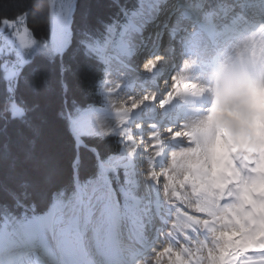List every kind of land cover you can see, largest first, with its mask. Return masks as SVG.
<instances>
[{"label":"bare ground","instance_id":"1","mask_svg":"<svg viewBox=\"0 0 264 264\" xmlns=\"http://www.w3.org/2000/svg\"><path fill=\"white\" fill-rule=\"evenodd\" d=\"M140 1V10L132 15L133 22L131 19L132 23H130L132 25L125 29L126 41L122 45L124 51H109L104 55L106 62L111 66V72L104 86L105 91L110 92L111 111L97 117L91 131L75 126L74 131L81 138L80 135L87 131L110 134L114 130L128 127L127 131L136 136V144L142 147L143 155H145L140 165L147 173L145 176L141 175L146 193L143 195L144 198L149 197L145 181L147 176L151 178V185L157 192L165 175L178 183L176 175L185 173L186 178L189 171L191 178L201 182H199L201 198H203L201 201L205 204L210 205L209 201L213 196L211 197L209 192L214 189H217L218 199L223 194L227 195L228 200L233 197L236 199L232 204H221L220 212L216 213L214 209L211 219L202 218L206 216H195L194 210L190 208L191 205H184V211L180 209L177 214L170 208L162 215L157 213L155 216L157 218L154 220H158L155 226L157 227L155 236L158 237L155 242L158 240V243L156 247L150 249L151 254L149 253L150 256L146 258L150 259L142 260L141 264H238L254 260L258 257L255 256L258 253L259 257L264 258V141L257 139L252 129V91L264 88V66L261 67L259 63H256L258 60L264 61V37L262 38L264 30L259 29L242 40L233 41L231 37L224 41L221 39L215 45L212 36L201 29H194L184 40V50L180 49L183 41L167 43V51L178 49L174 55L172 53L170 56L164 55L161 58L149 53L144 58L140 57L141 55L134 58L133 53L136 47L147 35L146 27L150 9L158 3V0H152V3L149 0ZM167 1L163 6L171 0ZM179 1L181 0H175L173 3ZM256 8L259 7L256 6ZM54 19V28L61 39L57 44L61 50H64L66 44L58 30L55 16ZM160 36L158 34L154 40L160 41ZM261 38L257 46V41ZM253 46H257L258 51ZM180 58H182L181 62H178L171 70L170 76L160 81L157 78L159 71L165 69V65L169 63L174 64ZM216 60L220 68L217 76L214 77V70H210L209 65ZM238 63L242 66L235 68ZM180 66H183L182 71L178 70ZM239 70L241 72H237ZM231 78L235 80L231 81ZM237 80L240 81L237 82ZM232 83L239 86L229 91ZM191 86L192 89H190ZM188 92L197 95H190ZM209 101L214 103V109L210 108L206 115L208 108H205ZM174 108L176 114L172 116L170 114ZM179 110L181 111L177 113ZM200 110L201 114L205 115H197ZM182 113L184 116L180 117ZM156 114H160L159 118L162 117V120L165 118V121H147ZM215 118L220 122V125L216 123L221 127L219 131L213 126ZM173 121L180 123V132L175 131ZM218 134L221 139L216 138ZM199 135L201 138L197 139ZM178 141L181 142L180 145H177ZM161 142L169 148V157L167 156L166 162L161 156ZM237 154L243 158L239 166L235 164ZM194 170L196 172L193 173ZM160 173L162 175H159ZM246 173L247 177H245ZM53 205L49 212L55 211V221L59 223L62 231L70 227L73 218L79 215V209L82 210L79 198L75 202L71 218L66 220L67 207L58 202ZM247 205H252L253 211L247 212L245 209ZM215 206L219 208L218 205ZM51 215L49 214L46 219ZM174 222H180L182 225L188 223L191 226L201 223L203 227L201 231L198 230L201 238L200 246L192 247L186 243V240L169 243L167 233L171 231L169 225ZM126 225L123 215L115 219L113 236L117 252L123 251L122 230ZM183 226L188 229L186 224ZM205 230L208 233L207 237L202 236ZM75 235L79 241L81 239L86 244L93 239L91 228L84 231L79 228L78 234L72 236ZM63 236L69 243L72 241L71 234ZM195 236L196 234L193 235L194 240ZM151 238L149 237L153 241ZM72 245L74 248L73 243ZM133 245L134 248L131 251L139 249L142 253H148L146 249H143L149 246L147 238L143 241L137 240ZM169 245L174 248L172 252L168 250ZM129 247L126 251H129ZM183 248L188 250L187 255L182 253ZM172 254L174 260L171 259L173 256L165 257ZM104 263L107 264L106 261ZM111 264L115 263L112 261Z\"/></svg>","mask_w":264,"mask_h":264},{"label":"trees","instance_id":"2","mask_svg":"<svg viewBox=\"0 0 264 264\" xmlns=\"http://www.w3.org/2000/svg\"><path fill=\"white\" fill-rule=\"evenodd\" d=\"M40 1L0 0V221L8 216L15 226L46 211L58 198L73 199L77 151L66 108L77 119L88 108L108 107L101 88L109 67L98 57L96 43L105 42L110 27L126 23L139 5V0H78L72 43L63 61L38 54L12 77L7 65L16 59L17 36L24 28L35 35L39 32L29 11ZM4 21L16 25L4 26ZM42 21L48 36L47 10ZM49 41L43 39L46 44ZM15 108L20 114L14 113ZM120 153L116 134L85 138L81 184L96 179L100 164ZM124 173L120 169L119 177L126 184ZM12 232L18 235L16 229Z\"/></svg>","mask_w":264,"mask_h":264},{"label":"rangeland","instance_id":"3","mask_svg":"<svg viewBox=\"0 0 264 264\" xmlns=\"http://www.w3.org/2000/svg\"><path fill=\"white\" fill-rule=\"evenodd\" d=\"M77 1L78 0H43V1L37 2V5L33 6L32 10H30V11H31V15L33 14L34 27H36L37 30H39V32H36V35H35L33 32L30 31V29L24 28L23 33L21 35L17 36V45L15 47V52H16V56H15L16 59L15 60H18V64L20 67L17 70L12 68L16 64V61L14 59H13L14 64H12L13 63L12 62L11 64L7 65V68H8L12 77L13 76L15 77L18 74H20L22 71L21 66L29 63L38 54H45V55L52 56V57L58 56V50H57L54 42H52L51 37L49 36V33H48V36H44V33H43L44 30L42 29L45 26V32L47 30V26L45 25L46 23H44L42 21L43 15L46 16V10H47L46 7L49 8L50 5L52 6V4H53L54 15H55L56 22L58 25V30L61 33V36L64 40V43L66 45H68L70 43L71 36H72L73 14H74V11L76 9ZM150 1L152 3V0H149V2ZM166 2H168V1H166ZM155 5H156V3L153 6H155ZM131 19L133 22V16ZM131 25L132 24H130V26ZM127 28H128V26H127ZM111 30L115 31V28H114V30H113V28H111ZM122 32L123 33L120 37L121 39L119 41L114 40V43H116V42L119 43L118 44L119 49H121L120 48L121 44H123L126 41V39H125L126 38L125 37V28H124V30H122ZM113 35H114V32H113ZM113 35H111V37L106 42V44H105L106 48H108V45H110V43H112V40L114 39ZM46 37L48 40L50 39L48 44L43 42V39ZM258 45H259V43H258ZM122 49H123V46H122ZM255 50L257 51L258 47ZM123 51H124V49H123ZM189 65H191V64H189ZM192 65H193V63H192ZM182 69H183V66H180V68H178L179 71H182ZM192 81L193 80H191V82ZM192 88L193 87L191 86L190 89H192ZM105 90L106 89L103 87L101 92L105 93L107 95L108 99L110 100V93H107L108 91H105ZM234 97H237V96H234ZM235 101H236L235 103L238 102L236 98H235ZM111 105L112 104L109 105L108 110L104 111L105 113L89 114V115L75 121L74 126L76 128L80 127L82 129H85V130L89 129L91 131L96 124L97 117H99L101 114L104 115L106 113H109L111 111V108H112ZM207 108L208 107H206L205 109H207ZM212 109H214V106L211 107V110ZM14 113L16 115L20 114V109L15 108ZM217 122L220 125L219 120H217L215 118L214 127H216V129L219 130V128H218L219 125L216 124ZM175 128H176L175 129L176 132L181 131L180 130L181 126L177 125V126H175ZM127 129L124 128L122 131H118L117 133L119 135L129 134V136L134 138L133 134H130L127 131ZM114 131H116V130H114ZM108 134L104 133V132H102V133L96 132L95 133V132H88L87 131V132L81 134L80 137H81L82 143L84 144L85 138L92 137L95 135L107 136ZM112 134H114V133L112 132ZM218 135L216 138L221 139V137ZM72 137L76 141V139L74 137V133H72ZM130 150H131V152H130ZM133 150H134L133 147L131 148V147L127 146L125 149V153L122 156H119V157L112 159L109 163L102 164V165L100 164L101 165L100 175L94 181H91L86 187H83V189H82V202H83V204H82V210L80 212L79 218L77 219V226H76L77 228H75L73 226L74 223L70 226V229H71L70 231H72V232H70V234H71L70 238L72 239L71 242L74 244V249L76 250L75 252L81 258L82 262H84V261L89 262L90 260H95V259H96V261H100L101 257L102 258L112 257V252H113V243H112L113 234H112V231H113L114 223H115V218H114L115 209H113V208H116L117 204L121 208L122 214H124L123 217L126 218L125 222L127 225H126V227H123L124 229L122 230V237H123L122 246L124 248L127 247L125 249H128V247L130 245H131L130 247L134 246L133 244L135 243V241H137V240L143 241L145 238H149L153 234V232H150L151 229L153 230V228H152L153 224L150 220H148L147 216L152 215L153 198H154L155 189L151 185V178L149 176H147V178L145 180L147 183V186H148L147 191H148L149 197L144 199V202L149 203V205L145 204L144 205L145 208H142L143 207L142 206L141 211L136 210L135 212H130L129 208H127L125 205H122L120 203V201H118V199H119L118 198V195H119L118 192L119 191L122 193L124 198L128 197L127 192L124 190V188L120 182V179H119V167L123 166L125 164V162L129 158V156L132 155L131 153L133 152ZM181 167H183V166H181ZM174 170H175V168H174ZM194 172H196V171L194 170L193 173ZM188 173H189V175H187L186 178H185V173L176 175L178 178L177 182L179 180L178 183H175L174 181H172L170 179V176H168V175L164 176L163 175L164 178L162 177L161 186L159 188L160 191L161 190L163 191L164 196H165L163 199L164 201L162 204V208H164V207H166L167 209L170 208L175 214H177L180 209H182L184 211V205L185 206L191 205L190 208H192V210H194L193 211L194 215L197 217L206 216V218H207V217H209V214H210V216L213 215L214 211L217 212V210H219V208H217L215 205H218V207L220 206L219 199L217 198V195H216L217 189L216 190L214 189V191L210 190L209 193L211 194V197L213 196L212 197L213 199L212 198L210 199V201H209L210 205H208V203L205 204V202L201 201L202 200L201 199V192H200L201 191V185H199L201 182L196 180L195 178H191L192 177L191 173L189 171H188ZM143 174L145 176L147 173L145 172V173H142V175ZM114 181H117V187L118 188L115 187ZM142 191L144 192V189L142 190V188L141 189L137 188L138 193L143 194ZM198 195L200 196V198L195 199V197ZM59 201H61L63 203L62 205H65L67 207L66 208V220H67L69 218L68 216H70L72 214L71 212H73V210H74L76 199L70 200V201H64V199L61 198V199H59ZM56 205H53V206H56ZM201 206L204 207L203 208L204 210L202 209ZM148 207H150V208L147 209ZM117 208H118V206H117ZM67 209L68 210L70 209V210L68 211ZM54 213H55V211L52 210V213H50V214L53 215ZM47 219H49V218H47ZM56 223H57V221L55 223H53V225H52V220H49V221L42 222V225L45 228L47 235L49 236L50 242H48L49 245L47 244L49 251H51L49 253L53 257L57 258V257H62V255H64V254L67 255V254L71 253V249H70L69 244L67 243L68 241H66V239L62 235V230H60L61 229V228H59L60 225H58L59 223H57V224ZM176 223H178V224H176ZM180 224H181V226H180ZM185 224L187 225L186 227H188V229L183 226ZM185 224L182 225V223H180V222H174L172 225H169V226H171V228H170L171 231L169 233L171 235V237L173 236V233H176L179 237H184L185 232L190 231V229L192 230V232L194 231L195 228H197L199 231L201 230L200 229L201 223L198 225L195 224L196 227L195 228L193 227L194 229H192V226L189 225L188 223H185ZM1 225H2V227H1L0 233L2 234V236L4 238L12 237V235L10 233V227H11L12 223L8 219H6L2 222ZM27 225L29 226V224H27ZM30 227H32L33 231H35L34 225L30 224ZM72 227H73V229H72ZM198 227H200V228H198ZM79 228L82 229V231L89 229V228L92 229L93 239L92 240L90 239L87 242V244L89 246H86L87 245L86 242L85 241L82 242L81 239H80V241L82 243H80V241H79V239H77L76 235L72 236L74 234H78ZM148 228L150 229L149 231L147 230ZM154 230H156V229L154 228ZM173 230L176 232H174ZM171 232H173V233H171ZM136 233L138 236L136 235ZM70 234H69V236H70ZM132 234H133V236H132ZM2 236H0L1 240H2V238H1ZM62 236H63V238H62ZM138 237H140L141 240ZM4 238H3V240H4ZM124 239H126V240H124ZM73 240H75V242ZM71 242H70V244H72ZM124 243H126V244H124ZM127 243H129V244H127ZM84 244L86 247L84 246ZM135 245L137 246L138 244H135ZM130 247H129V252H131V253H137L138 252V250L137 251H135V250L131 251L134 247H132V248H130ZM172 248L173 247L168 248L169 252L173 251L174 248L173 249ZM168 250H167V252H168ZM149 253L150 252L145 254L146 255L145 259L148 256H150V255H148ZM165 257H167V258L172 257L171 259L174 260L173 254L171 256L167 255ZM167 258H165V259H167ZM177 258L179 259L178 256H177ZM149 259H146V260L148 261ZM142 260H144V259H141V261ZM175 260H176V257H175Z\"/></svg>","mask_w":264,"mask_h":264},{"label":"clouds","instance_id":"4","mask_svg":"<svg viewBox=\"0 0 264 264\" xmlns=\"http://www.w3.org/2000/svg\"><path fill=\"white\" fill-rule=\"evenodd\" d=\"M252 129L254 136L264 141V88L252 91Z\"/></svg>","mask_w":264,"mask_h":264},{"label":"water","instance_id":"5","mask_svg":"<svg viewBox=\"0 0 264 264\" xmlns=\"http://www.w3.org/2000/svg\"><path fill=\"white\" fill-rule=\"evenodd\" d=\"M52 9H53V4H52V6L50 7V10H51V14H50V17H49V20H50V23H49V25H50V32H51V35H52V38H53V41H54V43H55V45H56V47L58 48V50L61 52V55L64 53V55H65V53L67 52V50H66V52H65V50H61V48L58 46V44H57V42H59V41H61V39H60V34L56 31V29L54 28V26H55V19H54V16H53V13H52ZM31 11H29V13H30ZM5 26H12V27H15V25L16 24H13V23H11V22H9V21H4V23H3ZM14 67H17L16 65H14ZM67 112H68V115H70V112H69V110L67 109ZM71 120V119H70ZM71 122L73 123V121L71 120ZM72 133H74V137L75 138H77V136H76V134H75V132H74V129H73V127H72ZM77 141H78V143H77V159H75V163H74V167H75V178H76V180H77V178H78V171H79V165H80V161H81V142L77 139Z\"/></svg>","mask_w":264,"mask_h":264}]
</instances>
